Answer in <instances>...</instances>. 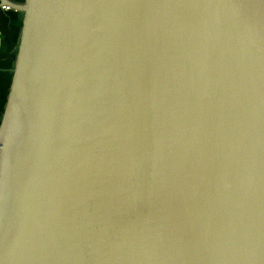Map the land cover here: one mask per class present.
<instances>
[{
    "label": "water",
    "instance_id": "obj_1",
    "mask_svg": "<svg viewBox=\"0 0 264 264\" xmlns=\"http://www.w3.org/2000/svg\"><path fill=\"white\" fill-rule=\"evenodd\" d=\"M1 1L0 264H264V0Z\"/></svg>",
    "mask_w": 264,
    "mask_h": 264
},
{
    "label": "crops",
    "instance_id": "obj_2",
    "mask_svg": "<svg viewBox=\"0 0 264 264\" xmlns=\"http://www.w3.org/2000/svg\"><path fill=\"white\" fill-rule=\"evenodd\" d=\"M9 1L21 4L25 0ZM25 19L24 12L0 0V114L10 96Z\"/></svg>",
    "mask_w": 264,
    "mask_h": 264
},
{
    "label": "rangeland",
    "instance_id": "obj_3",
    "mask_svg": "<svg viewBox=\"0 0 264 264\" xmlns=\"http://www.w3.org/2000/svg\"><path fill=\"white\" fill-rule=\"evenodd\" d=\"M1 117H2V113L0 114V120H1Z\"/></svg>",
    "mask_w": 264,
    "mask_h": 264
}]
</instances>
